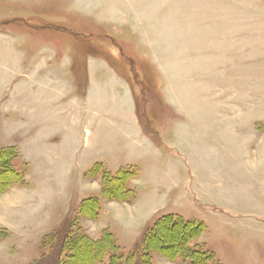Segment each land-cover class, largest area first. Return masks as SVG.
I'll return each instance as SVG.
<instances>
[{"label":"rangeland","instance_id":"1","mask_svg":"<svg viewBox=\"0 0 264 264\" xmlns=\"http://www.w3.org/2000/svg\"><path fill=\"white\" fill-rule=\"evenodd\" d=\"M95 60L132 91L109 67L94 87ZM3 148L25 182L0 196V264L38 260L91 197L101 211L81 231L122 251L177 215L204 225L191 247L215 262L264 264V168L248 167L264 159V0H0ZM98 165L136 169L131 203L105 200ZM177 230L160 238L185 251Z\"/></svg>","mask_w":264,"mask_h":264},{"label":"trees","instance_id":"2","mask_svg":"<svg viewBox=\"0 0 264 264\" xmlns=\"http://www.w3.org/2000/svg\"><path fill=\"white\" fill-rule=\"evenodd\" d=\"M14 159L13 148L0 149V178L7 176L5 185L0 186V196L16 184L25 182L24 175L15 169ZM98 167L103 171L102 194L105 200L131 203L136 192L129 187V183L136 177L137 173L134 172L136 169L121 168L113 174L103 165H98ZM94 171L95 168L92 175ZM100 211L101 200L98 197H91L82 203L78 217L96 220ZM78 217H68L57 231L45 237L42 247L46 252H43L41 257L32 264H100L106 256H109V264H155L154 253L172 261L182 258L189 259L191 264H196L197 261L203 264H220L215 262L212 253L191 247V243L203 234L204 225L194 221H185L181 216L165 215L158 218L154 226L129 252L122 251L117 239L108 230L103 231L99 239L91 238L81 231ZM168 227L178 229L180 236L183 232L187 233V236H182L178 242L180 246H185V251H180L183 248L180 249L176 245L172 247L169 242L166 243L161 239V230L168 229Z\"/></svg>","mask_w":264,"mask_h":264},{"label":"crops","instance_id":"3","mask_svg":"<svg viewBox=\"0 0 264 264\" xmlns=\"http://www.w3.org/2000/svg\"><path fill=\"white\" fill-rule=\"evenodd\" d=\"M156 57L159 58L158 56H156ZM96 63H97V64H95L96 66L95 65H91V64H90L91 66H88V71L91 74L90 77H89V81L91 79L93 80L94 87H95V84L97 83L96 75L99 73V71L101 69L106 68V67H109V71H112L115 74V76L120 77V79L122 81V84H124L129 90L132 91V86L130 85L131 79H128L126 76L122 75V73H120L117 70H115L113 65H110L109 66L107 64L108 62H106V61H100L99 60V62L96 61ZM155 63L159 67V70L161 69V71H160L161 73H163L165 71H167L168 73H171V71L167 67L165 68V66H163L161 64V61L160 60H157L156 59V62ZM93 82H92V84H93ZM132 118H133L134 122L136 123V132H138V134L140 135V138H142L144 141L148 142V145L149 146L154 147L155 149H161V148H158V146L155 144V142L150 137L149 133H147L144 130V128L142 127V124H140V121H139L138 117L135 115V112H133Z\"/></svg>","mask_w":264,"mask_h":264},{"label":"clouds","instance_id":"4","mask_svg":"<svg viewBox=\"0 0 264 264\" xmlns=\"http://www.w3.org/2000/svg\"><path fill=\"white\" fill-rule=\"evenodd\" d=\"M248 167L252 170L264 168V159H256L248 162Z\"/></svg>","mask_w":264,"mask_h":264}]
</instances>
